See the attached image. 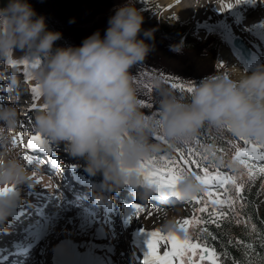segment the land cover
I'll list each match as a JSON object with an SVG mask.
<instances>
[{
  "label": "clouds",
  "instance_id": "clouds-1",
  "mask_svg": "<svg viewBox=\"0 0 264 264\" xmlns=\"http://www.w3.org/2000/svg\"><path fill=\"white\" fill-rule=\"evenodd\" d=\"M142 10L135 0L118 4L102 38L99 31L80 46L55 47L59 31L49 30L43 15L37 16L28 0H8L0 7V62L7 64L17 49L40 60L31 72L42 109L34 113L32 127L43 139L63 143L65 151L86 161V171L102 175V188L120 191L124 186H142L145 201L154 193L140 174L142 164L165 147L197 135L204 127L227 130L234 137L264 144V64L251 73L243 70L210 74L196 83L185 100L166 88L160 90L155 114L143 111L132 69L152 51L146 42L153 30H143ZM142 34V35H141ZM18 84L15 77L5 91ZM19 112L11 104H0V230L13 209L23 202L19 186L37 183L14 147ZM203 151L217 165L239 171L238 158L227 161L215 144ZM206 185L193 175H184L177 190L184 197L204 191ZM92 202L100 205L113 197L93 189ZM164 230H177L174 219Z\"/></svg>",
  "mask_w": 264,
  "mask_h": 264
},
{
  "label": "rangeland",
  "instance_id": "rangeland-1",
  "mask_svg": "<svg viewBox=\"0 0 264 264\" xmlns=\"http://www.w3.org/2000/svg\"><path fill=\"white\" fill-rule=\"evenodd\" d=\"M188 2H190V0H188ZM122 3H124V0H54V7L57 13L59 22L61 24L63 23V26L65 28L62 34L64 37L67 38L66 43L73 44L74 42H76V45L80 46L85 38H87L88 36L92 35L93 33L97 31H99L101 37L103 38L106 33L107 27H108L109 18L115 14L116 6ZM143 3L144 4H141L142 6L138 7L137 3L135 2V6L139 9L141 8V10L148 9L150 11L146 15L142 13L144 17L142 29L143 30H147V29L153 30V38L146 40L147 43L152 45V51L149 53L148 57L144 61L138 63L137 65L133 67L132 72H133V75L135 76L134 83L136 84L139 94L145 95L147 98L153 100L151 103L152 105L149 107V111H151L152 114H155V107L157 105L156 102L160 98V96L155 93L157 88L154 85V80L156 78H159L161 80L164 73L167 72L174 76H183L185 78H193V77H205L210 74H215L218 68H221V69L224 68L225 74H228L229 72H236L240 68H242L241 66L242 58L239 52L236 49H234L230 44L232 36L233 35L235 36V34L232 33L231 30L228 32L225 31L221 27V23H219L218 21H215V19L217 18L212 19L208 16V18L206 17L203 19L202 15H205V14L197 13L196 15L192 14L193 15L192 17L181 19V17L176 12L174 7H172L171 5H170L171 7L168 6L167 3L165 4L161 0H144ZM167 7L168 8L170 7V8L168 9ZM257 9H264V7L258 6ZM229 14H231L230 15L231 17L232 16L231 9L229 10ZM225 17L226 16H224V18ZM229 18H227L228 19L227 22H229ZM254 20L255 19H252L250 23L253 24L252 22ZM162 27H165V28L166 27L167 28L183 27L190 34H193V36L199 39L200 44H198V46L193 49H189L184 46L182 47L179 44L172 42L169 39L167 33L162 30ZM240 27L242 26L238 25L237 27L239 28L238 30L242 29ZM242 32L244 34V38L251 45L253 50H258V49H260L258 51L262 50L261 44L257 42L259 40L256 38V35L254 34V31L251 29V27L248 30L241 31V33ZM212 40H214L215 43H214V49L211 50L206 47V44H208L206 42H210ZM60 42L61 44L64 43L63 40ZM252 45L253 46L256 45L257 49L253 47ZM222 46H227L231 48L230 50H232V52L229 53V56H231V58L233 57V59H230V57L227 56L228 57L227 60L220 65L216 62V54L219 48H221ZM23 57H24V60L28 59V55L23 56ZM235 58H238V61L240 63L236 61L237 59L235 60ZM1 65L2 63L0 62V66ZM20 67H23L21 68V70L24 69V66H20ZM4 72H6L4 68L0 69V98H1L0 104H11V105H14L18 109L19 121L22 124V126L20 124L19 129L21 130L23 134V133L28 132V130L31 129L30 127L32 126V119H33L34 113L36 111L41 110V109L39 110L30 109L29 111H27L25 110L26 105L29 102H34L35 99L40 100V96L39 94L37 95L33 93L32 88L34 86L31 84V80L28 83H24L20 81L21 73H16L15 78L18 81V84L12 89V91L10 92L5 91L6 86L11 83L14 75H11V76L7 75V77H4L2 75V73ZM26 111H27L26 113L27 122H26V114L23 115V112L25 113ZM212 129L215 132L219 131V129H216V128H212ZM14 146L19 147L17 144ZM59 148L60 147H57V151L61 152L63 149L62 148L59 149ZM63 148H65L64 145H63ZM23 153L24 151H19L21 159L25 160L24 158L25 155H23ZM78 159H81V158L78 157ZM29 162L30 161L26 163V167L29 170H34L32 172L35 173L34 164L29 165ZM250 162L253 163L256 168L264 166V163H258V162H255L254 160H251ZM39 172L43 174L42 173L43 171L40 170ZM263 179H264V173H257L252 180L254 181V184L256 183V181L259 182L261 180L259 182V184L261 185V183H264ZM38 187L39 188L41 187L39 182H37L35 186H29L27 184L25 188H31L33 190H30L29 192L26 191L23 194L21 193L23 197V201H29L32 199L31 198L32 196H37L38 195L37 191L39 190L35 188H38ZM260 189L263 190V191H260V193L262 195V198L264 199V184L262 185ZM40 193L42 194V192ZM24 195L27 198H25ZM57 202L62 203V198H60L59 201ZM190 205L191 203L187 201H184L178 205H175V210L173 212H170L168 216H167L168 211L165 209L162 210V208H155V207L149 208V207L143 206V211H141L138 216L134 215L132 217L133 223L131 227H128L127 229H117L116 230L119 232L118 235H120L121 240L119 239L116 243H113V246L119 243H122V240L127 239V233L129 232L131 228L141 227L143 228V230L146 231V233L151 232V231H156V230L166 231L163 229L162 225H164L167 220L174 219L173 218L174 216H180L184 214L183 217L186 216L189 219L190 214H191ZM152 208H155V209H152ZM63 209L62 211H65L67 207H64ZM100 211H102V209ZM70 212L71 211H68V218L69 216H72L73 218L78 215L76 214L75 216L74 213L70 214ZM60 213H61V210L59 211V214ZM65 214L67 215V212L66 213L63 212L62 214L59 215L63 217L62 218L60 217L59 222L56 224V226H53V228L49 229L50 235L48 237L45 236L47 232L44 233L45 237L41 239V242L42 241L44 242H42V244L40 242L41 247H39V248L43 247L42 254L46 255L49 252V249L52 248V246L54 247L55 240L59 237L57 239L59 242L60 241L59 239H61L60 236H63L64 234L67 235L71 239L73 238L74 241L77 240L78 243H79V240L82 241L83 239L88 238L89 241H91L90 239L93 238L91 237L92 230L90 231L88 230L87 233H81L80 231L81 228L78 229L76 228V226L74 227V223L76 224L79 223V225L81 226H85V225L90 226V223L93 224L95 221L91 222V220H88V219H90L91 216L96 215V214L92 213L91 216L83 217L84 219L86 218L85 219L86 221L84 219L82 220L78 216V218L72 220L73 224L71 223V220H67ZM62 220L64 222H62ZM81 220L84 223V225H82V223L80 222ZM87 220L89 221L88 224H87L88 222ZM53 222H56V221H53ZM115 222H117L116 219H115ZM103 223H104V220L102 221V224ZM130 223H128V225ZM124 225H127V224H124ZM106 227H108V225ZM95 228H93V230ZM106 230L111 231L109 229H105V231ZM105 231H104V234H106ZM108 234L110 235L111 233L108 232L106 235ZM136 234L139 236L137 232ZM94 235L96 236L95 233ZM106 235L102 236L104 237L103 239L100 238V239H97V241L90 242V244L93 245V250L98 251L100 253V256H102L103 254L102 252L103 250L100 251V246H101L100 244L103 242H106L107 244H109V242L106 239H112V235L110 236H106ZM143 235L144 233L141 234L140 236H143ZM81 237H83V239ZM31 238L32 237L30 238L26 237L24 241H31ZM86 241H84L83 244L80 245L78 252H81L84 250V247L86 246L85 245ZM38 242L39 240L37 241V243ZM97 245H100V246H97ZM121 246L123 249H125V243L118 245L117 247L119 248ZM170 246L171 245L169 244V247H168V242L163 241V244L161 245L160 248L157 247V250L161 249V252L163 250L169 251ZM93 250L91 252L92 258H90V260L92 259L94 260L95 255H96V254H93L94 253ZM165 251H163L162 253H160L159 251L157 252H159L158 253L159 255H163ZM43 258L46 261V257L43 256ZM108 259L105 258L103 261L106 262V260ZM28 264H31V262H29Z\"/></svg>",
  "mask_w": 264,
  "mask_h": 264
},
{
  "label": "snow or ice",
  "instance_id": "snow-or-ice-1",
  "mask_svg": "<svg viewBox=\"0 0 264 264\" xmlns=\"http://www.w3.org/2000/svg\"><path fill=\"white\" fill-rule=\"evenodd\" d=\"M240 0H235V3H239ZM234 4H228L227 9L233 7ZM220 11H225L221 9ZM9 63H15L9 60ZM25 65L29 64L28 60H24ZM36 64L33 63L32 67ZM173 89L179 91H187L191 93L194 89V85H183L179 83H171ZM33 93L39 94L36 87L32 88ZM143 106L150 107L145 101H142ZM36 106L33 105V108ZM157 140L163 141L168 145V140L163 136H156ZM211 138V137H209ZM239 141H242L245 147H240L238 144L235 145V152L232 157L240 159L243 165L239 171L231 169L233 174H225L219 171V166L214 160H210L208 156L194 150L191 145L195 142L197 145L200 144L201 137L197 134L191 138L180 141L173 151L166 150L164 153H157L148 158L141 166L140 174L143 180L151 185L154 192L158 193L163 201L167 202L169 198H176L178 201L189 203L195 202L198 205H203L199 208H194L193 218L190 220L185 218L182 222L177 221L179 231L168 230L166 234H162L159 230L147 232L148 240L147 247L148 252L145 254L144 264H201V262L210 260L211 264H216L219 257L215 253V249H210L207 245L189 234V227H195L197 224H217L222 218L229 215V212H217L215 207L213 211L209 212L207 207L208 200L213 196V192L206 191L207 188H221L224 189V195L227 194L226 185L235 186V200L231 196H227L226 199H215L211 203L213 206L219 204L226 206L230 211H235L234 204L236 201H240L243 206L242 193L245 188V176L250 181L254 178L257 173H264V166L256 168L251 160L264 162V144L253 141L250 138L237 137ZM16 143V137L13 141ZM45 143L44 139L37 133L30 137L27 141V149H35L43 146ZM231 144V141L228 142ZM250 145V147H249ZM173 147H168L172 149ZM222 150V149H221ZM179 154V161L174 156ZM189 158H185V157ZM194 158V159H193ZM193 165L200 170L202 174H197L193 170ZM210 169H216L213 174ZM184 175H193L198 180L206 185L204 191L200 195H194L184 197L177 190V185ZM134 215L138 216L143 211L141 204H133ZM208 213V219L204 220L195 215V213ZM145 231V230H143ZM201 232L204 235H210L206 227L201 228ZM160 241L170 242L171 248L169 251H165L163 255H159L157 252L158 243Z\"/></svg>",
  "mask_w": 264,
  "mask_h": 264
},
{
  "label": "bare ground",
  "instance_id": "bare-ground-1",
  "mask_svg": "<svg viewBox=\"0 0 264 264\" xmlns=\"http://www.w3.org/2000/svg\"><path fill=\"white\" fill-rule=\"evenodd\" d=\"M161 1L163 3H165V4L167 3L168 6L171 5L172 7H174L176 12L181 17V19H186L188 17H192L193 16L192 14L196 15L197 13H199V14L200 13H202V14L204 13L206 16L202 15L203 19L206 18V17L208 18V16L210 18H212V19L213 18H221V16L222 17L226 16L224 18L225 21H226V26H225V24H223L222 25L223 29L225 31H227V32L231 30V32L234 33L235 36L242 37L244 40H246V39L244 38V34H243V32L241 33V31L248 30L251 27V29L254 31V34L256 35V38L259 40L257 42H259L261 44V47H262L261 51H257V52H254V53H256L259 57L264 55V9H257L258 6H260V7L263 6L264 7V0H240L241 3L240 2L239 3H235V0H190V2H188V0H161ZM228 4H234L233 7L230 8L232 10V16L231 17H230L231 14H229V10L230 9H227V5ZM222 8L225 9V11H220ZM198 16H200V15H198ZM227 18H229V22L230 23L227 22V20H228ZM252 19H255L252 22L253 24L250 23V21ZM238 25L242 26V27H240L242 29L238 30L239 29V28H237ZM230 49L231 48L227 47V46H222L221 48H219V50L217 51V54H216V62L218 64L221 65L222 63H224L227 60V58H228L227 56H229V53L232 52V50H230ZM254 53L251 52V58H249L248 60H245L243 58L241 59L242 68H240L239 70H243V71L248 72V73H251L253 70H255L257 65H256V62L254 60ZM27 55H28V59L27 60L29 61V64L25 65L23 63V61H24V57L23 56H26L25 53L22 50H19V49L16 50L15 57L13 59H15L17 61V65H16V67L13 68V70L17 71L18 67L24 66V69L21 72V74L25 73V75H26L25 79L27 80V82H29L31 80V72H32V70L34 68V67H32V64L35 63L36 66H37L40 63V60L38 58L34 57L30 53L27 54ZM229 57H230V59H233V57L232 58H231V56H229ZM235 60L238 61V58H235ZM238 68H239V66H238ZM9 70H12V68H9ZM8 76H10V75H8ZM33 105H35L36 107L40 108V105H41L40 100L35 99L34 102H33ZM20 123L21 122L19 121L18 128L15 130V137H16L15 145L17 144L19 147H17V146H14V147L19 149L18 152L20 150L24 151L23 149H21V146H20L21 143H22L21 138H20L22 132L19 129ZM24 153H25V156H24L25 160L24 159L23 160H24V162H26V161H28V154L25 151H24ZM24 153H23V155H24ZM53 154H54V158H56V159L67 158V157L69 158L70 156H72L70 153H66V152H55ZM40 156L42 158H45V155L43 153H41ZM37 163H38L37 165H39V167H40V170L43 171L42 172L43 174H41L39 172L40 170H38L35 173L32 172L31 175H32V177H33V179L35 181L40 183L41 187L40 188L38 187V188H35V189L40 190V192H42V194L40 193L42 196L41 195H37L35 198L36 199L42 198L43 200H45L47 198L51 199L53 197L52 195H54V194L56 196L61 195V192H63V191L62 190H58V186L59 185L57 184V180L53 179L51 174L48 173V171L51 168L50 164L46 163V162H42V161H37ZM61 165H62V161H61V164H60L59 168L61 167ZM59 176H60V179L58 180V182H60V181L64 182L62 185H60V187L61 186L64 187L65 185L67 186L68 182L67 181H63V179H64L63 173H61V175H59ZM26 185L27 184L19 186L20 189H21V193L22 194L25 193L26 191L29 192L30 190H33L31 188H25ZM132 188H133V190H135L134 187H132ZM64 195H63L64 199H67L69 197V194H67V193H64ZM77 195H78L77 193H76L75 196L72 195L73 197L69 198L68 201L64 203V207H67V209L65 211L61 210L60 214H62L63 212L64 213L67 212V214H68L69 210L77 211L79 209V213L80 214H78V216H79V218H81L83 220L84 219L83 217L91 216L92 213H94V208L95 207H94V204H93L92 200H90L92 202L90 204H92V205H90L89 207H86V206L89 205V204L85 205V203L87 201H82V200L80 201L79 198H77ZM35 198L32 199V201H35ZM76 200H79V201L77 202ZM130 201H132V199L126 200V202H129L128 205L135 204V203H131ZM50 204H51V201L48 202L47 205L50 206ZM128 205H125V209H129ZM26 207L27 206H25L24 204H22V205L19 204L18 206H16L13 209L12 214L8 217V220H7V223H6L5 227H4V229L0 230V243L6 242L7 240H12L15 236L21 235L22 231H24L26 234L24 235V238L21 239V242L24 241V239L26 237L27 238L32 237L31 238L32 241H34L36 243L35 245H33V249L34 248L36 249V251H34V252L37 255V261H38L39 264H45V259L43 258V254H42L43 253V247L39 248V247H41L40 246V242L37 243V241L40 240L44 236V233L47 232V229H49L51 227L50 226V222L51 221L47 219L44 222L42 220V222L40 224L28 223V226L18 227L17 226L18 224L19 225H23V221L19 220L18 224H14V223H16L15 216H16L18 211L21 212L24 209H26ZM82 208H84V209H82ZM32 209H33V206L29 207L28 210H30V212L32 214H34ZM112 210H113V206H111L106 212H104V215L108 216L107 218H111ZM35 215H37V214H35ZM91 217L88 220H91ZM173 218L177 222V221H182V219L184 220L186 217L185 216L183 217V215H180V216H174ZM82 220L80 222L82 223V225H84ZM99 220H101V219H99ZM99 220L98 221L95 220V222L93 224L95 225V227L98 230V232L100 234H103V235H100V236H104L108 232L111 233L110 235H112V239H106L109 242L110 245L107 244L106 242L101 243L100 244L101 246L97 245V246H100V251L103 250L102 252H103L104 255L102 254V256H100L101 258L100 257L97 258L96 257L97 255H95L96 258H94V260L93 259L90 260V258H92L91 252L93 250V245H91L90 243H87V244H85L86 246L84 247V250L83 251L80 250L81 254L78 253L79 249L74 252L76 257H78L80 259L81 264H115L117 262H120L119 257L123 255L124 259H123V261L120 264H129L127 262L128 259L126 258V256H125L126 254L124 253V251L123 250H121V251L120 250H116L114 247H112L113 245H111L112 242L116 243L119 240V238L116 236V234L112 233V232H116V230H113V231L112 230L111 231L103 230L105 226L103 227L100 224L101 221H99ZM54 221H57V220H54ZM130 221L131 220H129V218H128L125 223L128 225V223H130ZM107 222H111V221H107ZM88 223H89V221L87 222V224ZM44 224H45V226L47 228L44 226ZM11 225H15L16 227H18V230L17 229L12 230L11 227H10ZM75 226L78 229L81 228L80 229L81 233H87L88 230L89 231L91 230L89 225L81 226V225H79V223L78 224L74 223V227ZM42 227H44V228L42 229ZM29 229H32L34 231L28 232ZM6 230H8L9 232H10V230L14 231V232L13 233H8V232L4 233V232H6ZM64 231H65V229H64ZM104 231L106 232V234H104ZM134 234H136V232ZM110 235L108 234L106 236H110ZM140 235L139 236L136 235V238L133 237L132 241H135L137 245L141 246V251L143 253V260L145 261V254L148 252L147 240H148L149 237H148V233H144L143 236H140ZM81 238L83 239V237H81ZM28 242H27V244H28ZM61 243L62 242L59 241L53 247V249L50 251V253L55 251V247L59 251L61 249L60 247L62 246ZM37 244H38V246H37ZM69 247L70 248H67L68 253L70 255H74L70 245H69ZM170 248H171V246H170ZM30 251L31 250H29V252ZM157 251H159V250H157ZM107 254H109V255H107ZM105 258H107V259L109 258V259L106 260V262H104L103 260ZM98 259H100V260H98ZM177 264H178V262H177Z\"/></svg>",
  "mask_w": 264,
  "mask_h": 264
},
{
  "label": "trees",
  "instance_id": "trees-1",
  "mask_svg": "<svg viewBox=\"0 0 264 264\" xmlns=\"http://www.w3.org/2000/svg\"><path fill=\"white\" fill-rule=\"evenodd\" d=\"M37 13V16L43 15L45 17L46 25L49 30L58 31L54 28L55 16L52 15V7L50 0H28ZM140 3L138 4V7ZM141 9V8H140ZM145 14L146 11L142 10ZM54 17V18H53ZM56 28H58L56 26ZM163 30L167 33L168 37L173 41L179 43L181 46L187 47L189 49L196 48L200 41L192 36L183 27L175 28H165ZM60 32V31H59ZM63 40V36L54 43L55 47H67L69 45L75 46L74 44L64 43L61 44L60 41ZM206 47L208 49H213L214 41L206 42ZM178 83V82H174ZM177 97L182 99H189L190 93L187 91H179L178 89H173L170 87L171 82L165 83ZM143 100V98H141ZM198 135L201 137L200 144L197 145L195 142L191 147L203 153V146L209 143L215 144V151L217 155L223 157L225 161L232 158L235 152V145H241L243 142L239 141L237 137H234L227 130H221L219 133H213L210 127H204L200 130ZM211 137V138H209ZM231 141V144L228 142ZM177 146V145H176ZM175 146V147H176ZM173 147V149H175ZM222 149V150H221ZM186 158H189L186 156ZM194 159V158H193ZM219 171L226 174H233L231 168L227 165H218ZM193 169L197 173H201L199 169L193 165ZM216 169H210V172L215 173ZM264 183L258 184L252 187L251 180L247 179L245 176V188L242 193L243 196V206L240 201H236L234 204L235 211H230L226 206L215 205L213 206L211 201L215 199H226L227 196H231L235 200V186L229 184L226 185L227 194L224 195V189L218 188L214 192L213 196L208 200L207 207L209 212L215 210L217 212H229V215L218 221L217 224H197L195 227L189 228V234L194 238H199L204 242L210 249H215L216 255L219 259L216 264H264V202L260 212L256 211L254 206L256 199L261 195L260 188ZM261 186V187H260ZM203 205L194 204V208L202 207ZM193 208V215H194ZM201 219L207 220L208 213H195ZM206 227L210 235H204L201 232V228ZM201 264H211L210 260L201 262Z\"/></svg>",
  "mask_w": 264,
  "mask_h": 264
},
{
  "label": "water",
  "instance_id": "water-1",
  "mask_svg": "<svg viewBox=\"0 0 264 264\" xmlns=\"http://www.w3.org/2000/svg\"><path fill=\"white\" fill-rule=\"evenodd\" d=\"M7 1L8 0H0V7L5 5L7 3ZM232 44H233V46H235L237 48H240L242 55L246 59L249 58L250 50H249V48L247 47V45L244 43V41L241 38L234 37L233 40H232Z\"/></svg>",
  "mask_w": 264,
  "mask_h": 264
}]
</instances>
